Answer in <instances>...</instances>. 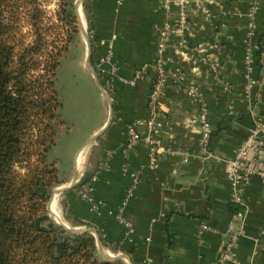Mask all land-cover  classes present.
I'll return each instance as SVG.
<instances>
[{
  "label": "crops",
  "instance_id": "crops-1",
  "mask_svg": "<svg viewBox=\"0 0 264 264\" xmlns=\"http://www.w3.org/2000/svg\"><path fill=\"white\" fill-rule=\"evenodd\" d=\"M182 6L188 18L184 28L177 25ZM85 9L94 36L92 73L102 80L98 64L105 49L97 48L96 41L113 42L118 69L112 86H106L113 120L97 141L79 150L73 171L62 177L61 188L75 178L77 182L53 196L54 218L56 210L61 219L60 203L68 220L89 224L105 241L132 251L123 254L135 264H218L232 226L242 229L243 235L236 262L231 264H264V178L254 176L248 185L243 220L231 212L232 193L226 180L227 162L250 131L264 122V52L259 54L261 38L264 42V0H175L169 11L158 0H124L122 4L86 0ZM80 19L85 29L83 15ZM165 23L175 26L165 53L168 67L180 70L184 81L169 78L158 113L150 115L148 96L154 72L150 68L145 78L137 77L156 59L157 28ZM222 38L230 50L221 44ZM248 51L255 59L251 73L245 63ZM79 65L88 74L86 57ZM185 86L198 89L206 104L212 131L208 153L200 144L203 130L198 108ZM109 114L108 108L105 120L90 137L104 128ZM149 119L159 126L155 167H151V146L146 142ZM138 120L141 138L131 143L128 127ZM108 154L106 168L94 183L93 196L105 206L96 213L76 186ZM132 172L139 173L133 188Z\"/></svg>",
  "mask_w": 264,
  "mask_h": 264
},
{
  "label": "trees",
  "instance_id": "trees-1",
  "mask_svg": "<svg viewBox=\"0 0 264 264\" xmlns=\"http://www.w3.org/2000/svg\"><path fill=\"white\" fill-rule=\"evenodd\" d=\"M76 1L60 0L55 23L41 0H0V264H128L104 260L93 234L71 233L47 215L53 191L64 183L50 153L64 125L56 78L79 34ZM221 44L231 49L223 38ZM260 47L261 56L262 38ZM245 211L231 202L234 215ZM99 236L111 252L132 254Z\"/></svg>",
  "mask_w": 264,
  "mask_h": 264
},
{
  "label": "built area",
  "instance_id": "built-area-1",
  "mask_svg": "<svg viewBox=\"0 0 264 264\" xmlns=\"http://www.w3.org/2000/svg\"><path fill=\"white\" fill-rule=\"evenodd\" d=\"M123 1L124 0H117L119 4H122ZM158 1L165 11H169L175 2V0ZM198 7L201 8L202 6L199 5ZM256 9L257 6L255 5L253 11ZM187 19V15L182 6L177 25L180 26V28L186 27L188 25ZM249 28L250 34L254 35V22H251ZM174 29L175 26L171 25L170 23H165L157 28V57L150 66H145L141 72H139L137 77V79L145 78L144 76L149 75L151 70L154 72V80L148 96V110L150 115H155L158 113L159 103L162 96L164 95L167 80H169V78H173L179 83H183L184 81V74L180 70L169 69L168 62L165 57L166 50L170 44L171 35L175 31ZM88 37L91 44V39L93 40L94 36L92 33H90ZM181 46H185V42H182ZM96 47L105 49L104 57L99 62L98 69L100 72L99 75L103 78L104 83L110 88L114 81L113 75L118 69V65L114 59L113 42L99 40L96 41ZM245 63L247 72L251 73L255 63L254 54L252 52H247ZM184 89L186 94L192 100L193 104L198 108V121L201 124L203 130L200 144L203 151L208 153L212 131L208 119L206 104L204 103L202 94L198 89L189 86H185ZM140 124L141 121L138 120L131 123L128 127V135L131 143H135L141 138L137 130V127ZM147 124L149 126L150 133L146 138V142L151 146V167H155L157 154L159 152V141L157 139L159 136V126L153 119H149ZM108 157H110V154H108L107 158L103 159L101 165H99V172L92 178V180L78 189L79 195L91 204L92 210L96 213H100V211H102L105 206L103 203L97 202L93 196L94 183L97 181L104 168H106ZM126 170H128L127 167ZM254 176H260L264 178V122L256 125L255 128L250 131L249 136L238 147L234 157L227 162L226 180L231 188V202L245 206V192ZM131 177L134 182L132 185L133 188L139 180V173L132 172ZM131 193L132 189H130V194ZM245 213L246 212H240L236 214L235 217L239 220H243L245 218ZM242 235V229L237 230L232 226L228 228L225 236L224 248L219 257L218 264H231L236 262V251L238 249Z\"/></svg>",
  "mask_w": 264,
  "mask_h": 264
},
{
  "label": "rangeland",
  "instance_id": "rangeland-1",
  "mask_svg": "<svg viewBox=\"0 0 264 264\" xmlns=\"http://www.w3.org/2000/svg\"><path fill=\"white\" fill-rule=\"evenodd\" d=\"M85 2L86 0L80 9V15L81 17L83 15L85 22V29L82 32V25L80 24V18L77 16L76 10L75 14L78 20L79 34L69 45L68 53L60 60L56 78V89L61 103L60 114L64 125L58 134L56 146L50 153V159L57 162L58 172L61 177L67 176V174L69 175L73 171L77 153L91 140V133L105 120L108 115V108L110 112L108 102L101 95L86 71L79 65V60L83 62L87 56L86 43L90 33ZM41 3L46 13V18L53 19V22L56 23V14L59 10L60 0H41ZM96 79L101 84L102 79L98 77ZM102 87L108 94V89L105 86ZM85 153L87 154V151ZM63 185L64 183L57 186L55 190L60 189ZM58 208L62 209L59 213L66 225L73 228H88L86 226H77L75 221L68 220L63 208L60 207V203ZM107 252L111 257L123 254H115L109 250Z\"/></svg>",
  "mask_w": 264,
  "mask_h": 264
},
{
  "label": "water",
  "instance_id": "water-1",
  "mask_svg": "<svg viewBox=\"0 0 264 264\" xmlns=\"http://www.w3.org/2000/svg\"><path fill=\"white\" fill-rule=\"evenodd\" d=\"M85 0H77L76 2V10H77V16L80 18L79 15V9L82 7L83 2ZM80 24H81V20H80ZM82 25V24H81ZM82 32H83V26H82ZM87 56H86V69L87 72L89 74V76L91 77V79L93 80V82L95 83L97 89L101 92L102 96L105 98V100L108 102L109 107H110V114H109V119L107 121V123L105 124L104 128L102 130H100L97 134H95L91 140L89 141V145L92 144L93 142L97 141L98 138L108 129V127L111 125L112 120H113V102L111 100V97L109 94H107V92L103 89V87L101 86V84L99 83V81L96 79V77L93 75L92 73V64H91V56H92V49H91V44L89 42V39L87 38ZM77 182V179L75 178L74 181L71 183L70 186L68 187H64V188H58L56 190L53 191V194L47 204V215L49 216V218L55 222L57 225L61 226L62 228H64L65 230L74 233V234H83L85 232L91 233L93 234L96 239H97V244L99 247V251L101 253V256L103 257L104 260L106 261H116V260H124L126 261L128 264H134L130 258L129 255L127 254H119L116 257H111L110 254H107V250L106 247L104 246L103 242L101 241V238L99 236V233L97 232V230L95 228H73L70 227L66 224H62L56 220L53 219V217L51 216L50 213V205L51 202L53 200V196H55V194H62L65 191L72 189L75 187V184Z\"/></svg>",
  "mask_w": 264,
  "mask_h": 264
},
{
  "label": "bare ground",
  "instance_id": "bare-ground-1",
  "mask_svg": "<svg viewBox=\"0 0 264 264\" xmlns=\"http://www.w3.org/2000/svg\"><path fill=\"white\" fill-rule=\"evenodd\" d=\"M80 9H81V8H80ZM80 9H79V15H80ZM80 20H81V19H80ZM81 24H82V22H81ZM82 26H83V24H82ZM83 30H84V27H83ZM84 150H85V149H84ZM84 150H83V151H84ZM81 153H82V152H81ZM55 196H56V195H55ZM55 201H56V198H55V200H54V204H55ZM52 202H53V200H52ZM52 202H51V204H52ZM53 208H54V210H55V205H54ZM50 213H51V216L53 217L54 220H56V221H58V222L60 221V223L65 224L64 221H63L62 219H59V220H58L56 210H55L56 219L54 218V216H53V214H52V211H51V205H50ZM107 254H109V253L107 252Z\"/></svg>",
  "mask_w": 264,
  "mask_h": 264
}]
</instances>
